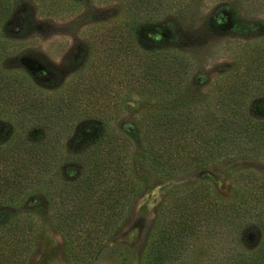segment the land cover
<instances>
[{"label":"trees","instance_id":"trees-1","mask_svg":"<svg viewBox=\"0 0 264 264\" xmlns=\"http://www.w3.org/2000/svg\"><path fill=\"white\" fill-rule=\"evenodd\" d=\"M141 5L148 3L136 1L129 21L105 35L125 55L99 57L106 77L88 69L82 84L49 90L52 79L3 67L16 43L1 40L11 0H0V119L14 126L0 141V264H29L36 249L33 216L16 212L29 196L49 204L68 262L87 261L142 191L138 164L166 181L225 157H264V37L195 88L194 64L159 46L161 29L135 18ZM133 92L161 104L140 111L129 128H115ZM249 227L258 232L254 243L243 238ZM140 264H264V173L236 172L226 199L207 180L175 188L156 210Z\"/></svg>","mask_w":264,"mask_h":264},{"label":"rangeland","instance_id":"rangeland-1","mask_svg":"<svg viewBox=\"0 0 264 264\" xmlns=\"http://www.w3.org/2000/svg\"><path fill=\"white\" fill-rule=\"evenodd\" d=\"M136 1L11 0L1 40L16 44L1 63L8 70L48 72L40 80L54 81L45 85L49 90H61L71 80L82 84L88 69L106 77L107 68L99 63V57L108 52L117 58L125 55H118L115 39L105 35H111L129 21L130 6ZM142 1L148 6L138 7L135 18L146 29H161L159 46L176 49L190 58L194 69L189 81L194 82L191 86L195 88L203 89L205 81L225 70L226 64L237 62L243 46L246 48L247 43L264 37V0ZM147 45L151 43L145 42L144 46ZM125 100V110L112 120L115 128H129L140 111L161 104L155 98L141 101L134 92ZM88 121L90 118L80 119L76 124L79 127ZM13 129L11 122L0 119V141ZM76 133L77 130L70 139H77ZM240 170L264 173V157H225L194 166L166 181L142 163L138 164L134 174L142 183V191L133 199L126 220L95 257L74 263L66 258L64 238L54 228L49 204L41 194L29 196L16 211L30 214L36 222V249L29 264H140L147 233L167 194L177 187H190L207 180L214 195L226 199L232 176ZM243 238L254 243L258 232L249 227Z\"/></svg>","mask_w":264,"mask_h":264},{"label":"flooded vegetation","instance_id":"flooded-vegetation-1","mask_svg":"<svg viewBox=\"0 0 264 264\" xmlns=\"http://www.w3.org/2000/svg\"><path fill=\"white\" fill-rule=\"evenodd\" d=\"M38 73L40 74V75H45L44 73H48V72H46V71H42V70H38ZM36 73H35V71L33 72V75H35ZM44 77L42 76L40 79H43Z\"/></svg>","mask_w":264,"mask_h":264}]
</instances>
